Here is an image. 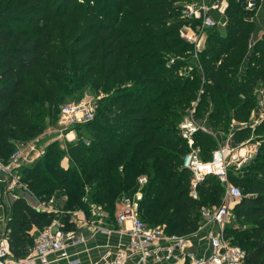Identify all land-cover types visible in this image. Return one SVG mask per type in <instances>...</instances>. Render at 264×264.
<instances>
[{"label":"trees","instance_id":"1","mask_svg":"<svg viewBox=\"0 0 264 264\" xmlns=\"http://www.w3.org/2000/svg\"><path fill=\"white\" fill-rule=\"evenodd\" d=\"M184 1L61 0L52 6L50 0H0V160L53 125L66 99L78 100L85 90L97 98L94 117L84 133L75 131V142L64 149L51 143L32 166L21 167L25 188L40 202L53 197L64 213L39 212L18 199L6 238L14 259L33 245V226L60 219L65 230L74 229L66 211L89 214L96 205L112 226L120 199L138 189L142 176L139 218L166 235L195 233L202 211L220 205L223 187L215 176H205L190 195V173L182 168L188 146L178 123L192 108L196 118L225 132L231 120L247 117L253 89L264 83V35L251 51L255 11L245 9L247 0H227L224 33L209 30L197 65L184 77L179 69L192 54L179 37L187 22L179 17ZM21 11L34 14L31 23ZM262 129L264 123L254 132ZM249 132L235 130V140ZM194 146L208 161L216 143L198 132ZM253 161L243 174H228L244 188L232 209L248 225H226L223 235L244 251V264H264V142Z\"/></svg>","mask_w":264,"mask_h":264},{"label":"built area","instance_id":"2","mask_svg":"<svg viewBox=\"0 0 264 264\" xmlns=\"http://www.w3.org/2000/svg\"><path fill=\"white\" fill-rule=\"evenodd\" d=\"M256 2V0H247L245 9L253 10ZM226 3L227 0H194V2L185 5L181 13L186 19H200L202 26H214L217 21L210 16V11H220L222 15L226 9ZM179 37L186 43L197 40L195 34L188 35L179 32ZM193 113L192 108L189 119L179 125V135L186 141L188 146V152L182 160V168L190 173V195L192 197L196 196L195 187L205 176H215L223 187V197L220 205L214 207L212 214L207 217L217 227V230L216 232H208L199 238L200 241H206L209 244V255L196 256L185 251L188 239L192 234L166 235L161 228L148 227L141 221L139 209L143 199L142 188L147 182V178L142 176L137 180L138 189L131 195L123 196L114 213V224L118 227L123 226L128 242L123 247L107 250L102 256V264H130V262L132 264H244V251L230 245L223 235L225 220L229 211L240 199V189L231 184L228 174L229 171L243 174L244 167L250 159L257 155L259 147L257 145H247L248 141L240 143L237 147H231L228 141L232 137L231 134L229 137L224 138L225 143L228 144L221 145L212 152L208 161H203L200 157V149L194 146V135L198 132L209 135L211 133L208 128L197 123ZM93 117L94 110L89 104L75 105L67 103L61 106L59 113L60 123L67 126L78 122L91 121ZM249 127L252 128L251 125ZM243 128H246V126L244 125ZM65 129L64 136L66 140H74V131ZM69 136H71L70 139ZM29 153L25 148H18L10 155L7 162L0 160V172L5 177L9 191L23 188L20 169L29 162ZM13 196L15 197V195ZM33 208L39 212L56 215L64 213L56 208L53 197L46 201L37 202ZM66 214L69 215L68 223H72L74 229L65 230L63 228L64 223L60 219L53 220L50 225L44 227L37 234L33 245L28 249L27 255L20 260L12 257L8 240L6 238L0 239V264H19L20 262L50 264L52 260H63L67 264H80L79 259L71 258L70 254V248L84 243L83 238L77 236V229L91 228L95 233L105 236H109L114 231L113 228L102 225L101 220L104 214H102V209L99 206L89 205V219H87L85 212L80 209L66 211ZM201 227L200 225L196 232L201 230Z\"/></svg>","mask_w":264,"mask_h":264},{"label":"rangeland","instance_id":"3","mask_svg":"<svg viewBox=\"0 0 264 264\" xmlns=\"http://www.w3.org/2000/svg\"><path fill=\"white\" fill-rule=\"evenodd\" d=\"M59 1H61V0H50V3L53 6V5L59 4L60 3ZM82 2H83V0H82ZM192 2H194V0L184 1V2L180 3V8H179V17L183 20H187V22L179 29V32L180 33H186L188 35L189 34H195V36L197 37L196 41L191 42V43H187L188 45H190V50L188 51V54L190 53V51H192V54L190 55L191 58H189V63H188L189 66H188V64H184L183 60L177 59L178 61L183 62L182 66L179 69V73L181 75H183L184 77L188 76L189 73L191 72L192 67L194 68L197 65L198 54H195V53H200L201 51H203L205 49L206 37L209 33V30L218 28V29H220L219 33L223 34L224 32H223L222 28H223V25L225 24L224 13L222 14L223 21L221 22V17L219 15L218 18H215V20L217 22L214 26H202V22L200 21V19H195V18L186 19V18H184V16L181 13V10L185 5H187L188 3H192ZM15 4H16V0H15L13 5H15ZM226 6H227V3H226ZM253 11H255V13H254V16L252 18L255 21L257 33L250 40L249 49L251 48L250 49L251 51H253L252 48L254 47L255 43L261 39L262 35H264V0H258L256 2V5H255ZM21 12H20L19 16H26V18H25L26 23L29 21L31 23L32 19H33L32 17L34 16V14L27 15L24 12H22V13ZM13 14H14V8L12 11H10L8 13V15H10L12 17ZM0 16H1V14H0ZM173 60L176 61L175 58H172V59L168 60V64H170L171 61L173 63ZM252 93H253L254 99H253L252 103L248 107H246L247 117L241 121H232L231 120L230 125L228 127V130L226 132L222 131V130H218L217 128L211 127V125L209 123L205 122V120H201L199 118H196L194 116L195 114L193 113V117L197 121V123L200 124L201 126H205L206 128H208V130L211 133V136L215 140L216 146L212 152H214L216 149H218L221 145L228 144V143H225L224 138L226 136L229 137L231 134H232V137H230L228 140L229 146H231V147H234V146L237 147L240 145V143H243L246 141H248L247 145H255V146L257 145L258 147H260L262 145V142H264V129H262L258 133L257 132L255 133L254 131L258 127V125H260L261 123H264V83L258 82L256 84V86L254 87ZM96 100H97V98L91 92H89L88 90H85V91H83L82 95L79 97L78 100L66 99L64 101L63 105L67 104V103L75 104V105L89 104L93 107V104L96 102ZM190 112H191V110H187L184 112V114H182L181 119L178 123V131H179V125L182 122L189 119ZM256 121H257V123L255 124ZM85 124H87V123L86 122H78L76 124H72L71 126H67L66 124L60 123L59 116H58L55 123L51 126H47L41 135L36 137L34 140L23 143L21 145L16 144L14 149L16 150L18 148H25L28 151V153L30 151H32L29 153V155H30L29 156V162L27 163V165L32 166L36 160L40 159L43 156V154L45 153V147L47 145H50L51 143L57 142L58 147H62L64 149V147H66V145L68 143L75 142L76 141V132L75 131L79 130V131L83 132L82 129H83ZM244 125L246 126V128H243ZM250 125L252 126V128L249 127ZM65 128H67V131L70 129L74 131V140H72V141L66 140V138L64 136L65 135L64 132L66 130ZM235 129L238 131H242V132L250 130V132H249V135L246 137H243L244 135L241 134L242 138L237 141V140H235V136L233 135L235 132L234 131ZM70 138H71V136H69V139ZM31 146H33L34 149L31 148ZM33 150H34V152H33ZM33 157H34V161H32ZM255 157L256 156H254L252 159H250L248 161V163L246 164V166L243 169V172H246V170L249 168L248 167L249 164L251 165V163L252 164L255 163V161H253L255 159ZM67 163L68 162L66 159L62 160L63 166H66ZM239 189H240V199H241L242 196L244 195L243 194L244 188L240 187ZM21 192H24L26 196H29L31 198L33 205L35 202H39V200L34 196V194H32V192L29 191L24 186H23V188L19 189V194ZM34 199H35V201H34ZM55 204H56L55 205L56 208L59 209L57 207V201L55 202ZM232 208H233V206H232ZM232 208L230 209L229 214L225 220L226 221L225 226L233 224L236 227L237 226L238 227H247L248 224L246 223V221H244L243 219L237 220L235 218L234 210ZM212 211H213V208H210L207 210L205 209L204 211H202L201 221L205 220V219H209L207 217H209L212 214ZM102 214H104L103 209H102ZM85 215L87 216V219L90 218V216L87 213H85ZM101 221L104 222L105 218L102 217ZM226 241H228V240L226 239ZM236 247H238V246H236Z\"/></svg>","mask_w":264,"mask_h":264},{"label":"crops","instance_id":"4","mask_svg":"<svg viewBox=\"0 0 264 264\" xmlns=\"http://www.w3.org/2000/svg\"><path fill=\"white\" fill-rule=\"evenodd\" d=\"M219 15L222 22L223 17L220 11H210V16L214 19L218 18ZM13 195H15V197ZM29 198L30 197L26 196L24 192L19 194V190L14 189L9 191L7 189L5 177L3 173L0 172V239L7 238L10 233L11 223H13V217L15 216V203L18 199H22L31 208L37 204V202H35L33 205L31 198ZM102 225L113 228L114 231L112 234L105 236L100 233H95L91 228L85 227L77 229L76 234L78 237L80 236L83 238L84 243L70 248L71 258L79 259L80 264H102V256L107 250L123 247L127 244L128 237L123 226L118 227L114 223L112 226H109L105 224V221L102 222ZM200 225L202 226L201 230L189 237L185 251L191 252L196 256H207L210 253V246L206 241H200L199 238L206 235L208 232H216L217 227L208 219L202 220ZM41 230L42 229L33 226L28 232L33 241ZM19 264L29 263L20 262ZM50 264H67V262L63 260H52ZM130 264H132V262H130Z\"/></svg>","mask_w":264,"mask_h":264}]
</instances>
